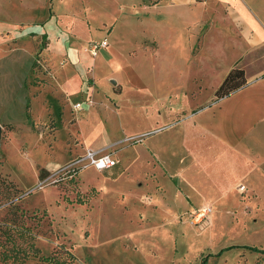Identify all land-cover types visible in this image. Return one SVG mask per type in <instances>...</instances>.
<instances>
[{"label":"rangeland","instance_id":"obj_1","mask_svg":"<svg viewBox=\"0 0 264 264\" xmlns=\"http://www.w3.org/2000/svg\"><path fill=\"white\" fill-rule=\"evenodd\" d=\"M242 1L243 9L224 0H0V240L8 225L19 248L33 241L44 255L68 258L71 252V264H264V199L249 195L229 206L206 202L211 217L204 223L195 218L199 206L154 220L138 216L130 228L136 211L127 213L124 199L134 183L122 170L101 174L84 168L72 177L68 172L56 175L88 149L120 152L147 134L125 135L101 148L85 144L78 127L83 109L73 108L66 95L75 78L84 92L99 88L113 94L124 87L116 112L102 111L112 130H132L148 115L154 119L158 106V117H168L169 98L158 84L177 81L168 73L177 64L186 72L179 86L188 81L186 67L196 64L188 51L195 41L189 39L192 32L201 36L224 23V34L246 48L229 69L243 67L239 62L250 55L264 61V43L257 49L250 43L264 30V0L257 7L250 4L258 0ZM158 3L188 11L164 10L172 22L156 23L157 12L151 9ZM199 3L217 6V15L189 21L202 13L199 8L189 12ZM152 35L160 44L156 57L150 49L157 46ZM208 38L200 57L207 68L235 54L219 33ZM104 39L108 44L93 54L92 44ZM87 94L82 100L99 106ZM144 97L147 105L140 100ZM36 262L33 255L26 259V264ZM0 264L9 259L0 257Z\"/></svg>","mask_w":264,"mask_h":264},{"label":"crops","instance_id":"obj_2","mask_svg":"<svg viewBox=\"0 0 264 264\" xmlns=\"http://www.w3.org/2000/svg\"><path fill=\"white\" fill-rule=\"evenodd\" d=\"M224 1L243 9L242 0ZM258 3L259 0L256 4L248 2L255 7ZM200 4V7L197 6L189 12L193 13L199 8L202 13H195V17L189 21L195 18L197 20L204 14L217 15V6L211 5L208 8ZM216 4L222 5L218 2ZM155 6H152L154 8L151 10L155 9L157 12L156 23L172 22L170 16L164 14L165 11L168 13L185 9L167 6L161 8L160 3ZM142 8L144 9V6ZM159 14L169 21H164V17L159 18ZM216 18L221 22L220 18ZM218 22L212 24L218 25ZM231 23L235 25L233 21ZM223 25H220V29L217 28L214 32L209 30L201 36L197 34L198 31L189 34V39L194 37L195 40L190 41L188 46L190 60L196 61V64L186 67L190 74L185 85L179 86L181 80L186 77V72L178 64L168 72L175 74L177 81L165 78V83L158 84V88L164 85L167 89L163 88L161 93L163 97L169 98L170 102L168 117L165 119L158 117L156 110L158 109L159 114L162 110L157 105L154 119L148 115L143 118L141 125L132 130L124 127L112 130L110 118L102 109L108 110V115L113 110L116 112L115 108L119 107L116 105L117 96L123 93L124 87L122 92L113 94L99 88L93 92L86 91L100 101L99 106L95 107L82 100L88 94L86 95L84 86L78 84L76 78L70 83L71 90L68 88L66 95L73 108L76 109V103H81L83 113L79 116L78 127L85 144L101 148L125 135L147 133L138 143L130 144L120 152L111 153L110 148L100 151L110 152L117 160L115 165L103 169L94 166L86 168L101 174L122 170L127 175L125 177L134 183L131 189L134 191L126 193L127 190H124V202L127 206L125 210L129 214L132 208L136 211L126 227L132 228L138 216H153L154 220L160 216L202 207L206 202L215 205L224 203L223 205L229 206L233 204L232 201L249 195L252 199H264V61L258 58L259 55H250L247 60H241L239 63H243L247 83L229 95L219 99L213 98V92L229 68L246 50L241 41L224 34ZM212 33H219L227 48L234 50L235 54H227L225 62L217 61L215 66L207 68L200 57L206 53V40ZM150 39L157 43L156 47L150 48L152 55L159 56L158 40L153 35ZM251 39L250 43L254 49L262 47L264 30L259 29V33L254 34ZM208 82H213V85L209 87ZM149 93L150 90L147 95ZM181 97L184 98V104ZM111 98L115 100L112 101ZM140 100L146 105L150 103L146 97ZM145 184L148 186L143 189ZM242 184L244 189L239 190L238 187ZM151 213L152 215H148Z\"/></svg>","mask_w":264,"mask_h":264},{"label":"trees","instance_id":"obj_3","mask_svg":"<svg viewBox=\"0 0 264 264\" xmlns=\"http://www.w3.org/2000/svg\"><path fill=\"white\" fill-rule=\"evenodd\" d=\"M247 83L245 70L243 67L234 65L226 74L220 85L215 90V98L219 99L223 96L229 95L233 91L243 87ZM4 182L7 180L3 179ZM10 186L15 187L16 185L12 181H8ZM17 189V188H16ZM79 203H83L82 199H77ZM10 228V230L8 228ZM2 229V232L5 236V240H0V257L1 259H9V264H26V259L33 255L37 258L36 264H71L75 256L69 252L68 258H61L58 254L53 253L50 255H44L40 253V249L35 245L33 241H27L28 247L21 249L17 246L13 235L15 234L10 226L7 225ZM2 227H0L1 229ZM19 231V235L23 236V231ZM14 234H13V233ZM25 236V235H24ZM11 242V246L8 243ZM204 262V259H203Z\"/></svg>","mask_w":264,"mask_h":264},{"label":"built area","instance_id":"obj_4","mask_svg":"<svg viewBox=\"0 0 264 264\" xmlns=\"http://www.w3.org/2000/svg\"><path fill=\"white\" fill-rule=\"evenodd\" d=\"M108 44L107 40L104 39L101 42H95L92 44L91 49L93 54H97V51L100 47H104ZM76 109H81V103L78 102L75 104ZM117 160L112 157L110 152H103L100 153L98 150L88 149L85 154L81 157H77L76 159L69 162L67 165L59 168L56 172V175H61L64 172H68L70 176H75L79 174V172L87 167L94 166L98 169L107 168L110 166L115 165ZM239 190L244 189V185H240ZM210 205H204L198 208L197 212L195 213V218L197 222H208L210 218Z\"/></svg>","mask_w":264,"mask_h":264},{"label":"water","instance_id":"obj_5","mask_svg":"<svg viewBox=\"0 0 264 264\" xmlns=\"http://www.w3.org/2000/svg\"><path fill=\"white\" fill-rule=\"evenodd\" d=\"M1 134H2V124L0 123V140H1Z\"/></svg>","mask_w":264,"mask_h":264}]
</instances>
